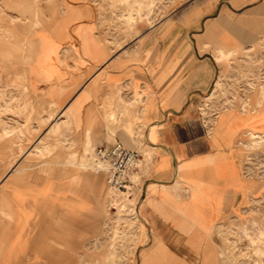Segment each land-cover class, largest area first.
Wrapping results in <instances>:
<instances>
[{
  "label": "crops",
  "instance_id": "obj_1",
  "mask_svg": "<svg viewBox=\"0 0 264 264\" xmlns=\"http://www.w3.org/2000/svg\"><path fill=\"white\" fill-rule=\"evenodd\" d=\"M66 1L54 11L64 19L57 22L63 36L37 41L25 75L30 103L55 120L43 116L48 126L23 140L21 155L7 148L10 140L1 145L0 209L11 218L0 226V264H20L25 255L39 264H80L100 234L89 230V209L97 205L101 224L108 190L98 173L90 190L84 158L112 140L146 144L158 170L150 166L132 189L137 264H217V228L259 190L242 177L241 143L249 132L264 134V104L221 111L208 131L212 113L201 109L208 111L222 76L219 50L242 58L264 39V0H189L155 23H132L124 37L112 36L94 0ZM136 92L144 101L123 115ZM61 111L72 115L57 119Z\"/></svg>",
  "mask_w": 264,
  "mask_h": 264
},
{
  "label": "rangeland",
  "instance_id": "obj_2",
  "mask_svg": "<svg viewBox=\"0 0 264 264\" xmlns=\"http://www.w3.org/2000/svg\"><path fill=\"white\" fill-rule=\"evenodd\" d=\"M94 1L102 11V15L105 17L104 22L107 25L106 27L112 31V36L124 37L130 31L132 23V27L137 22L155 23L189 0ZM57 6H67V1L0 0V154L3 150L1 147L3 142L10 140L11 144L7 148L14 149L18 155H21L24 150L23 140L36 136L35 134L40 133L41 129L47 125L48 120L54 118L53 112L49 113L47 110L35 107L30 103L31 100L26 90L27 79L25 75L28 65L32 63L31 59L35 53L37 41L45 37L63 36L61 25L64 19L55 15L54 11ZM57 22H61L60 27L57 26ZM251 48V51L242 52V58H237L238 51L232 50L231 52L235 56L229 57L235 58L230 60L228 57L219 63L224 67L222 76L219 78L221 89H217L215 95L211 97L210 103L206 105L208 111H203L205 116L212 113L211 116L213 117L209 124H205L206 131L214 123V118L218 116L219 112L227 109L240 110L241 105L246 106L243 111L240 110L241 112L250 111L253 103L252 99L257 93V89H263L262 93H264V82H262L264 77L261 74V69L264 67V39ZM134 95L135 98L132 102L122 108L123 115L144 101L138 92ZM261 99L263 100L255 105L257 109L264 104V97ZM230 105L232 106L230 107ZM44 115H47L48 120L43 119ZM70 115L72 114L70 113ZM64 117L67 118L66 115ZM108 118L111 119L112 114ZM35 126H37V131H34ZM127 130L129 136L134 135L130 128H127ZM132 141H125L124 146L126 148L136 146L137 151L143 154L144 164L140 171V177H134V180L141 185L142 181L149 177L150 166L152 171L158 170L154 168L152 160L150 163L151 148L146 144H140L139 141H135V143ZM109 142L113 143L114 141ZM94 148L92 146L87 151V158H84V162L86 160L89 163V186L91 191L94 186L93 180L95 181L93 178L97 176L93 165L95 159L93 155ZM246 151L244 150L247 156L242 158V177L245 180L256 181L259 190L256 188L255 192L251 194L253 197L244 202L247 206L243 208L240 214L236 210L235 218L226 221L225 225H220L217 228L214 235L217 245V264H264V145L258 149V153L255 155ZM29 158H33V155H30ZM134 187L133 185L131 191L125 194L113 193L110 191L109 186L108 190H104L100 201L104 212L101 224V214L97 205L94 204L90 207L89 230L92 232L99 228L100 234L99 239L93 240L92 237L90 238L86 254L79 257L80 264H137L136 243L134 240L135 230L139 223L135 217V198L132 194ZM98 189V191L97 189L94 191L96 194H99L102 190L100 187ZM5 206L8 208V205L5 204ZM0 208H2L1 198ZM132 208H134V212L131 211ZM6 216L3 210L0 209V226L3 223L6 226L9 222L8 218H11V215L8 218ZM27 217L24 216V220L19 224L21 233L19 239H22L23 228L28 225ZM94 220L97 221L96 227L93 226L95 224ZM131 223L133 224L130 226ZM3 230L2 232H5L6 227ZM16 232L15 238L17 239ZM19 239L17 241H20ZM260 240L263 246L260 247L261 252H258L256 251L258 246L256 244ZM2 246L3 242L0 241V248ZM24 257L27 261L20 258V260L18 259L21 261L20 264H39L27 255Z\"/></svg>",
  "mask_w": 264,
  "mask_h": 264
},
{
  "label": "built area",
  "instance_id": "obj_3",
  "mask_svg": "<svg viewBox=\"0 0 264 264\" xmlns=\"http://www.w3.org/2000/svg\"><path fill=\"white\" fill-rule=\"evenodd\" d=\"M95 171L104 175L111 191L127 193L134 185L138 187L135 176L140 177L143 154L131 151L118 142L96 146L93 151Z\"/></svg>",
  "mask_w": 264,
  "mask_h": 264
},
{
  "label": "bare ground",
  "instance_id": "obj_4",
  "mask_svg": "<svg viewBox=\"0 0 264 264\" xmlns=\"http://www.w3.org/2000/svg\"><path fill=\"white\" fill-rule=\"evenodd\" d=\"M149 27H150V25H149ZM251 51L252 50V48H250V49H248V50H245V52H248V51ZM234 55V53L233 52H231V51H228V53H224L222 50H219V56L217 57V59H218V63H221L222 61H223V59H227L229 56H233ZM247 55V54H246ZM235 56V55H234ZM230 58V57H229ZM224 65V64H223ZM221 85V84H220ZM220 87H219V82H217V84H216V87H215V89L213 90V92H212V94H211V96H210V99H211V97L212 96H214L215 95V93L217 92V89H219ZM221 89V88H220ZM263 92V89H257V93L255 94V96L253 97V104L254 105H257L259 102H261V100H263V99H261V98H263L264 97V93H262ZM262 93V94H261ZM209 95V94H208ZM205 99V98H204ZM246 104V103H245ZM232 105H230V107H231ZM246 106L245 105H241V107H240V110L241 111H243V109L245 108ZM202 111L201 112H203V111H205V109H201ZM53 115V114H52ZM66 115V117L67 118H69L71 115H70V113H67V112H62L61 111V113H59V114H57V118H61V117H63V116H65ZM214 116H216V115H214ZM55 120V119H54ZM70 119H68V121H69ZM54 123V122H53ZM96 123H97V120H93L91 123H90V128H94L95 126H96ZM57 130H58V128L56 127L55 128V132H57ZM43 136V135H42ZM247 137H248V141L247 142H242V146L247 150V152L249 151L250 153L249 154H252V155H255V154H257L258 152V149L262 146V145H264V134H258V133H254V132H249L248 134H247ZM37 148H38V146H37ZM28 154H30V153H28ZM93 164V163H92ZM94 166H96V164H95V162H94V164H93ZM94 170H95V168H94ZM110 191H111V189H110ZM111 192H113V191H111ZM114 193V192H113ZM121 194H125V193H121ZM130 198V197H129ZM132 207H133V203H132ZM132 212H134V208H132V210H131ZM122 216V215H121ZM124 216V215H123ZM124 220V219H123ZM95 221V224L93 225L94 227H96L97 226V221L96 220H94ZM130 223V222H129ZM117 224V223H116ZM133 223H131L130 224V226L132 225ZM246 226V225H245ZM117 228V227H116ZM116 230V229H115ZM264 240V239H263ZM251 241V240H250ZM256 245H258L257 246V248H256V251H258V252H261V248L260 247H262L263 245H262V241L260 240V241H258L257 242V244Z\"/></svg>",
  "mask_w": 264,
  "mask_h": 264
}]
</instances>
